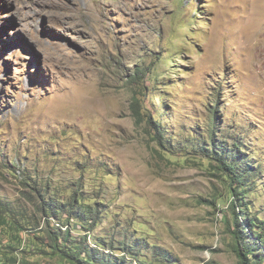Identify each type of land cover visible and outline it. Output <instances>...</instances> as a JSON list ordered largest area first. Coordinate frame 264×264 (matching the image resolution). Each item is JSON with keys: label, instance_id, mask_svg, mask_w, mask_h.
<instances>
[{"label": "rangeland", "instance_id": "rangeland-1", "mask_svg": "<svg viewBox=\"0 0 264 264\" xmlns=\"http://www.w3.org/2000/svg\"><path fill=\"white\" fill-rule=\"evenodd\" d=\"M0 216V252L264 264V0H0Z\"/></svg>", "mask_w": 264, "mask_h": 264}, {"label": "trees", "instance_id": "trees-1", "mask_svg": "<svg viewBox=\"0 0 264 264\" xmlns=\"http://www.w3.org/2000/svg\"><path fill=\"white\" fill-rule=\"evenodd\" d=\"M134 111H137V109H134ZM134 115L138 120L140 119V114L138 111L135 112ZM238 143L240 144L241 141H238ZM214 148H215L214 150H216L215 153L218 155L216 160L219 161L223 169L227 171V175L232 177L231 179L233 180L234 185L237 186L238 183L240 184V186L238 187H243V185H246V181L249 180L250 177L254 176V174L247 167L241 166L240 162L243 161L245 158L239 155L240 151L238 147L235 145V143L229 146L227 144L222 145L219 142L218 143L215 142ZM245 164L249 166L247 162ZM77 198L78 196L75 199L65 201L64 203L59 204L60 207H57V209L60 210L61 213L71 214L72 216L76 217L78 211H76L75 206L79 205V203H77L78 201ZM42 213L48 216V214H52L54 212L51 211L50 206L48 207L44 206L42 208ZM90 216H92V214H90ZM0 218L2 219L1 216ZM242 220H244L246 223L249 222L248 226L251 225L254 226V224H252V222H250L248 219L243 218ZM247 230L251 231V228H248ZM62 234L63 233L61 232V229L59 227H55L54 225L51 224V231L48 232V238H49L48 246L52 248V250L49 252L50 254L57 253L62 259H65L70 264H110L107 261H104L101 257H99L96 254V252L90 249L89 247L85 246L84 250H78L79 243H77L70 248L68 245L69 243L68 239L63 237ZM22 239L23 238L21 237L20 239L19 237L17 239H15V237L10 238V240L8 239L5 246L6 248L4 249V251L0 252V254H3L4 256L10 255L9 257L6 256V258L9 259L6 261L14 260L12 253L17 248V246L14 244L16 243V241H21ZM25 239L27 241L26 237ZM8 242H11L12 244H9ZM24 246L26 247L25 244ZM42 253L49 254L45 251L44 252L42 251ZM134 254L137 253L134 252ZM237 254L240 256L241 259L246 260L247 254H245V256H242V253L239 251H237ZM253 254L255 256H261V252L253 253ZM134 260L137 262H141L138 257H134ZM242 263L246 264L247 262L242 261Z\"/></svg>", "mask_w": 264, "mask_h": 264}, {"label": "crops", "instance_id": "crops-1", "mask_svg": "<svg viewBox=\"0 0 264 264\" xmlns=\"http://www.w3.org/2000/svg\"><path fill=\"white\" fill-rule=\"evenodd\" d=\"M26 239L23 237L22 239V245L17 246L16 250L12 253V256L14 257V260L12 261H6L9 260L6 258L10 255H0V264H63L61 263L62 259L58 257H52L46 256L49 254H44L42 252L37 251H30V249L26 248L24 246ZM49 259V260H48ZM50 259H55L57 262L52 261ZM70 264V263H67Z\"/></svg>", "mask_w": 264, "mask_h": 264}, {"label": "bare ground", "instance_id": "bare-ground-1", "mask_svg": "<svg viewBox=\"0 0 264 264\" xmlns=\"http://www.w3.org/2000/svg\"><path fill=\"white\" fill-rule=\"evenodd\" d=\"M59 225H60V224H59ZM61 228H62V229H63V228L65 229L66 227L63 226V227H61Z\"/></svg>", "mask_w": 264, "mask_h": 264}]
</instances>
